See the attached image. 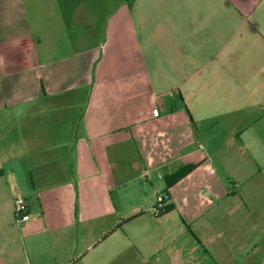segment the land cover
Wrapping results in <instances>:
<instances>
[{"label":"crops","instance_id":"0c3cea01","mask_svg":"<svg viewBox=\"0 0 264 264\" xmlns=\"http://www.w3.org/2000/svg\"><path fill=\"white\" fill-rule=\"evenodd\" d=\"M175 1L179 13L215 9ZM79 3L0 0V264H117L119 231L129 264H264V57L250 81L246 53L222 56L252 103L214 105L225 71L210 66L213 39L258 28L177 23L157 71L103 70L77 17L97 10ZM168 186L172 209L155 216Z\"/></svg>","mask_w":264,"mask_h":264},{"label":"rangeland","instance_id":"374dc122","mask_svg":"<svg viewBox=\"0 0 264 264\" xmlns=\"http://www.w3.org/2000/svg\"><path fill=\"white\" fill-rule=\"evenodd\" d=\"M47 1L38 0V3L40 6H44ZM218 1H207L213 3L212 6L215 8L210 14H205L200 9L197 13L184 14L175 9V0H80V9L89 10L90 8L97 11L94 22L89 21L91 16L84 11L79 12L77 17L79 26L85 28L88 36L86 37L88 39L92 37L95 45L100 47L99 66L102 67L110 62L105 65L103 70L113 69L118 72L123 71L122 64L125 61H128L129 72L133 70L139 72L145 67L151 71H157L162 55L172 44L174 26L177 23L196 22L210 26L228 23L244 24L247 27L256 26L258 30L254 35L246 28L229 32L230 44L228 43L226 46L216 43V39L212 40L214 43L212 49L214 52L220 51L221 58L214 60L210 66L218 73L219 77H221V71H225V76L218 78L219 84L215 85L211 100L214 105H217L232 101L233 97L236 100L237 98L241 99L243 93L244 97H249L250 94L247 92L249 85L246 86L245 93L243 92L244 87L242 91H238L232 81L227 83V76L233 74V68L222 56H227L228 53L232 54L235 51L236 56L246 53L244 65L241 66L243 72H240L239 76L242 77L244 74L248 79V76L251 75L250 81L255 78L253 76L255 74L252 73H256L257 67L259 69L257 58L264 57V0H227V3L230 4L229 11L225 10L227 6L225 0L223 4ZM203 2L205 0H198L199 7ZM235 74L238 73L235 72ZM249 99L251 103L255 101L253 94H250ZM150 108L151 110L159 109L158 103L152 102ZM107 178L108 182L116 184L125 181L121 175L108 176ZM111 243L118 252L117 264H129V239L119 231L118 234L111 237Z\"/></svg>","mask_w":264,"mask_h":264},{"label":"built area","instance_id":"2783aa9c","mask_svg":"<svg viewBox=\"0 0 264 264\" xmlns=\"http://www.w3.org/2000/svg\"><path fill=\"white\" fill-rule=\"evenodd\" d=\"M155 115H158V110L154 111ZM168 196L165 194L159 195L156 200V205L153 209L155 216H161L167 207ZM28 204L26 199L22 195H17L15 198V221L17 225H23L29 221L30 216L28 214Z\"/></svg>","mask_w":264,"mask_h":264},{"label":"trees","instance_id":"16d2710c","mask_svg":"<svg viewBox=\"0 0 264 264\" xmlns=\"http://www.w3.org/2000/svg\"><path fill=\"white\" fill-rule=\"evenodd\" d=\"M194 167H195V166H191V167L187 168L186 171H185L183 174H180V176L177 177V179H179V177L183 176V175L186 174L187 172H189V171H191L192 169H194ZM168 189H169V186H168L167 189H166V193H164V194L167 195V196H168V192H167ZM171 209H172V206L167 205V207H166L164 213H165L166 211L171 210Z\"/></svg>","mask_w":264,"mask_h":264}]
</instances>
